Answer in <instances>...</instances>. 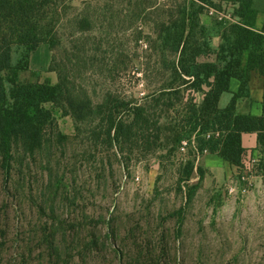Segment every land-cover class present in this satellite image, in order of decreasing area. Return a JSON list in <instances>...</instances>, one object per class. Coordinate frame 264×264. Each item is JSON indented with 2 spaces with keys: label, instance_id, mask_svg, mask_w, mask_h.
I'll return each instance as SVG.
<instances>
[{
  "label": "trees",
  "instance_id": "obj_1",
  "mask_svg": "<svg viewBox=\"0 0 264 264\" xmlns=\"http://www.w3.org/2000/svg\"><path fill=\"white\" fill-rule=\"evenodd\" d=\"M75 1L0 0V176L16 202L0 213V264L13 246L22 252L11 257L12 264H89L106 253L119 264L128 255V264L136 256L137 264H170L164 235L138 244L137 225L122 238L115 207L107 210L110 218L90 217L84 188L104 186L112 169L102 162L93 180L100 150L119 156L136 149L168 151L181 166L178 191L189 186V203L205 179L197 152L218 156L242 177L249 154L243 135L256 134L264 157V98L261 116L237 113L239 102L250 98L251 74L264 80V22L257 28L264 0H80L77 6ZM208 11L209 25L202 20ZM134 29L167 80L144 104L112 91L93 95L83 85V73L108 71L120 57L122 46L115 42ZM42 45L52 52L56 84L26 78L36 75L32 55ZM234 80L240 82L238 92H232ZM226 93L233 97L221 108ZM56 111L72 118L75 137L60 131ZM194 135L197 150L184 155L182 143ZM84 168L89 179L80 176ZM196 174L199 182L190 186ZM183 214L175 247L183 237ZM119 241L132 243L131 249L125 252Z\"/></svg>",
  "mask_w": 264,
  "mask_h": 264
},
{
  "label": "rangeland",
  "instance_id": "obj_2",
  "mask_svg": "<svg viewBox=\"0 0 264 264\" xmlns=\"http://www.w3.org/2000/svg\"><path fill=\"white\" fill-rule=\"evenodd\" d=\"M81 2L76 0L74 5ZM227 11L232 12L231 9ZM209 12L202 16L203 22L207 19L210 21V18L212 21V12ZM225 13L219 15L224 17ZM263 21L264 13L259 16L257 28H260ZM135 30L121 34L115 42L122 46L118 48L120 57L117 63L109 65L108 71L96 67L83 73V85L90 93L100 95L112 91L128 101L144 104L147 96L155 93L162 82L167 80L168 75L162 74V64L156 63L155 53L146 48V43L143 45L137 42L138 34ZM144 34H151L149 25L144 27ZM52 60V52L46 45L37 55H33L31 68L36 73L35 77L26 75V78L53 84L58 82V74L50 71ZM231 99V93L224 94L221 108H225ZM55 116L60 131L70 138L75 137L72 118L64 117L57 111ZM98 153V162L92 166L95 175L93 180L96 181L103 167L102 162L112 169L105 175L104 186L98 188L95 184L93 189L90 185L84 188V203L90 217L110 218L107 210L114 206L122 238L127 236L130 228L137 225L138 244L146 238L158 242L164 235L163 244L171 253L166 261L170 264H175L177 259L175 248L178 250L177 264H264V157L261 164L254 167L251 165L250 171L242 173V176L247 177L243 179L236 169L234 173L231 172V167L221 158L205 154L198 164L196 162L197 168L205 170V179L189 203V186L183 194L178 191L181 166L168 151L154 149L144 154L136 149L133 154L128 152L122 156L104 150ZM252 159L253 155L249 152L246 164H251ZM207 160L211 161L209 165ZM84 170L87 169L84 168L80 176L83 175L84 180L89 179V173ZM125 174L128 175L127 179L124 178ZM198 182L196 174L189 185ZM4 188L0 176V213L10 211L6 205L13 208L16 204ZM92 194L97 199H93ZM181 210L184 213L183 237L175 247L173 237ZM24 212L25 217L31 220L27 204L24 205ZM10 231L11 234L15 231L13 221ZM119 245L128 252L132 243L126 247V243L119 241ZM17 251L22 252L19 246H13L12 250L5 249L4 264H12L11 257L15 258ZM137 259L136 256L134 264H137ZM129 261L128 255L123 264ZM15 264L20 263L16 261ZM89 264L119 262L113 254L106 253L104 258L90 261Z\"/></svg>",
  "mask_w": 264,
  "mask_h": 264
},
{
  "label": "crops",
  "instance_id": "obj_3",
  "mask_svg": "<svg viewBox=\"0 0 264 264\" xmlns=\"http://www.w3.org/2000/svg\"><path fill=\"white\" fill-rule=\"evenodd\" d=\"M210 21H211V18H210ZM210 21H209V19H207L206 21H204V23L209 25L212 22V21L211 22ZM258 21H259V18H258ZM262 25H263V23H262ZM262 25L258 29H261ZM216 40L219 41V39H216ZM215 44L218 45L219 42L218 43L215 42ZM45 46L46 45H42L38 49V51L42 48H45ZM38 51H36L33 55H37ZM33 55H32V61H33ZM34 57H36V56H34ZM51 84H53V83H51ZM239 87H240V82H238L236 80L232 81V85H231L232 92H238ZM249 88H250V98H243L239 102L238 107H237V113H238V115H243V116H245V115L261 116L263 114V98H264V80H263V78L261 76H259L257 73L253 72L251 74V80H250ZM232 97H233V95H232ZM222 98H223V96H222ZM222 98H221V100H222ZM220 103H221V101H220ZM243 145L246 149L249 150L250 154L253 155V158L259 157V155H261L260 152L258 151V141H257V135L256 134H244L243 135ZM210 156H214L215 158L218 157L216 155H210ZM209 162H211V161L207 160V165H209ZM216 165H217V162H216ZM227 165H229V164H227ZM234 171H235V169L233 167H231V172L234 173Z\"/></svg>",
  "mask_w": 264,
  "mask_h": 264
},
{
  "label": "built area",
  "instance_id": "obj_4",
  "mask_svg": "<svg viewBox=\"0 0 264 264\" xmlns=\"http://www.w3.org/2000/svg\"><path fill=\"white\" fill-rule=\"evenodd\" d=\"M191 149L197 150L196 135L192 136L190 139H186L182 143L181 152L184 155L188 154ZM197 154H198L197 155V164H198V162L202 156L199 154V152H197ZM205 154H208V153L205 152ZM250 162H251V164L250 163L246 164L247 166H245V172L251 170V165H252V167H254L255 165L261 164V162H263V156L259 155V157L253 158ZM242 178L246 179L247 177L245 175H243Z\"/></svg>",
  "mask_w": 264,
  "mask_h": 264
}]
</instances>
